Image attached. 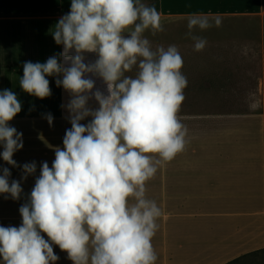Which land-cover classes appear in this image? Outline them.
I'll use <instances>...</instances> for the list:
<instances>
[{"label": "clouds", "instance_id": "clouds-1", "mask_svg": "<svg viewBox=\"0 0 264 264\" xmlns=\"http://www.w3.org/2000/svg\"><path fill=\"white\" fill-rule=\"evenodd\" d=\"M160 20L141 0H71L50 29L62 51L22 64L23 93L50 97L54 77L69 97L61 107L71 127L51 166L39 162V175L37 161L13 159L24 148L23 133L10 124L22 104L15 91L0 90V159L21 169L17 180L0 167V194L19 200L22 183L34 177L20 225H0V264H54L53 245L72 264H155L162 210L147 198L146 183L184 150L188 133L178 117L188 85L182 56L176 45L154 49L145 35L163 31ZM212 26L206 16L188 17L194 51L207 44L194 30ZM248 99L250 109L260 106L254 93ZM44 118L52 126L53 115Z\"/></svg>", "mask_w": 264, "mask_h": 264}, {"label": "crops", "instance_id": "crops-1", "mask_svg": "<svg viewBox=\"0 0 264 264\" xmlns=\"http://www.w3.org/2000/svg\"><path fill=\"white\" fill-rule=\"evenodd\" d=\"M70 2L0 0V90L15 91L22 104L10 124L23 133L24 148L13 159L19 165L37 161L36 175L39 162L50 166L52 158L51 126L44 114L56 113L59 127H68L61 107L68 94L54 77H48L50 97L23 93L22 64L43 63L62 51L50 29L69 11ZM141 2L157 8L163 28L155 37L145 35L154 49L177 46L188 81L178 113L188 129L184 150L146 183L147 198L162 210L152 238L155 264H229L264 251V104L253 110L248 99L250 93L259 101L264 96V21L259 12L264 0L261 6L260 0ZM191 15L206 16L213 25L194 30L207 40L200 52L185 36ZM97 87L103 88L100 81ZM64 132L59 131L60 146ZM0 167H9L11 179H20V168L2 159ZM33 185L30 176L19 200L0 194V225H20L19 208ZM53 247L59 257L54 264H72L67 253Z\"/></svg>", "mask_w": 264, "mask_h": 264}, {"label": "rangeland", "instance_id": "rangeland-1", "mask_svg": "<svg viewBox=\"0 0 264 264\" xmlns=\"http://www.w3.org/2000/svg\"><path fill=\"white\" fill-rule=\"evenodd\" d=\"M259 5L261 6V0ZM260 14H261V19H263L264 21V2L262 4V10L260 9ZM69 98V97H68ZM263 100V104H264V96L262 97ZM93 104V106H95L94 101L91 102ZM55 114V115H54ZM53 117H54V121L53 124L51 126V160H50V166H51V162L54 159V151L55 148L57 146H60V140H59V131H64L67 128H70L71 125L69 124L68 127H64V128H60L58 123H59V117L56 115V113H52ZM66 112L64 113V117L66 119ZM65 133V132H64ZM235 264H264V252L262 253H256L250 256H246L242 259H240L238 262H236Z\"/></svg>", "mask_w": 264, "mask_h": 264}, {"label": "trees", "instance_id": "trees-1", "mask_svg": "<svg viewBox=\"0 0 264 264\" xmlns=\"http://www.w3.org/2000/svg\"><path fill=\"white\" fill-rule=\"evenodd\" d=\"M262 252H264V251H261V252H258V253H262ZM244 258V257H243ZM240 259H242V258H240ZM240 259H237V260H235V261H233V262H231V263H229V264H235L236 262H238Z\"/></svg>", "mask_w": 264, "mask_h": 264}, {"label": "bare ground", "instance_id": "bare-ground-1", "mask_svg": "<svg viewBox=\"0 0 264 264\" xmlns=\"http://www.w3.org/2000/svg\"><path fill=\"white\" fill-rule=\"evenodd\" d=\"M260 102H261V104H263L261 98H260Z\"/></svg>", "mask_w": 264, "mask_h": 264}]
</instances>
